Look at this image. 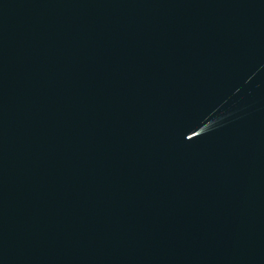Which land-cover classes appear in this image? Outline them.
<instances>
[{
    "label": "water",
    "instance_id": "1",
    "mask_svg": "<svg viewBox=\"0 0 264 264\" xmlns=\"http://www.w3.org/2000/svg\"><path fill=\"white\" fill-rule=\"evenodd\" d=\"M0 264H264V0H0Z\"/></svg>",
    "mask_w": 264,
    "mask_h": 264
}]
</instances>
